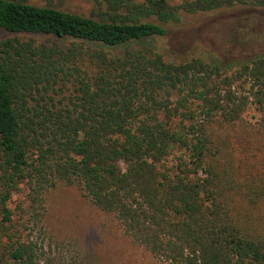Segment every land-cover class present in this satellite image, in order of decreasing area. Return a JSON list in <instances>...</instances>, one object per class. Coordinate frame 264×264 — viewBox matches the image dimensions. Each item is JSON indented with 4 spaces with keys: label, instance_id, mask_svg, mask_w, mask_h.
<instances>
[{
    "label": "trees",
    "instance_id": "trees-1",
    "mask_svg": "<svg viewBox=\"0 0 264 264\" xmlns=\"http://www.w3.org/2000/svg\"><path fill=\"white\" fill-rule=\"evenodd\" d=\"M45 1L0 0V264H55L40 219L57 182L161 264H264V54L155 45L181 13L264 0H91L88 17Z\"/></svg>",
    "mask_w": 264,
    "mask_h": 264
},
{
    "label": "rangeland",
    "instance_id": "rangeland-1",
    "mask_svg": "<svg viewBox=\"0 0 264 264\" xmlns=\"http://www.w3.org/2000/svg\"><path fill=\"white\" fill-rule=\"evenodd\" d=\"M45 6V0H28ZM59 10L90 16L91 0H59ZM7 34L0 31V37ZM42 40L41 37H36ZM166 60L197 57L238 63L264 54V9L236 6L196 14L181 13L165 37L155 42ZM245 118L255 121L251 107ZM27 189L12 197L11 206H27ZM45 250L55 264H161L135 246L117 220L100 211L75 185L57 182L44 194L40 219ZM38 232V231H36Z\"/></svg>",
    "mask_w": 264,
    "mask_h": 264
}]
</instances>
